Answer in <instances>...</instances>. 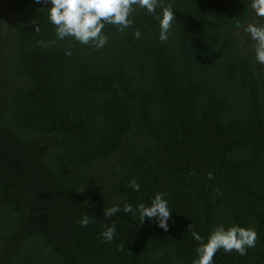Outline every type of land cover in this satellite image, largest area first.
<instances>
[{
    "label": "trees",
    "instance_id": "1",
    "mask_svg": "<svg viewBox=\"0 0 264 264\" xmlns=\"http://www.w3.org/2000/svg\"><path fill=\"white\" fill-rule=\"evenodd\" d=\"M158 2L166 41L161 8L134 7L96 48L58 39L47 0H0V264H192L193 232L218 225L256 242L213 264H264V65L243 30L264 17L251 0ZM156 192L167 231L123 211Z\"/></svg>",
    "mask_w": 264,
    "mask_h": 264
},
{
    "label": "clouds",
    "instance_id": "2",
    "mask_svg": "<svg viewBox=\"0 0 264 264\" xmlns=\"http://www.w3.org/2000/svg\"><path fill=\"white\" fill-rule=\"evenodd\" d=\"M39 2V0H37ZM49 7L47 15L49 21L55 26V35L58 39L71 37L81 44L90 42L96 48H101L107 42V36L102 33L105 23L118 25L123 28L130 26L129 15L134 7L146 9L155 13L156 8L161 11L156 13L155 19L159 23V37L161 42L168 39L169 30L174 19L171 7L159 4L158 0H47ZM251 8L255 17H264V0H251ZM34 30L39 31L38 24L33 21ZM250 39L255 42V59L264 65V24L248 23L244 26ZM139 38V30L134 33ZM71 55L70 50H66ZM129 187L134 191L140 190L137 180L129 181ZM119 205H113L103 211L106 217H111L120 211ZM123 211L137 217L142 224L145 219L155 218L157 227L167 231L170 209L165 194L156 192L148 205L138 203L133 207L130 203L123 205ZM94 222L88 216H82L77 223L85 227ZM115 234V223L106 226L101 236L105 242L111 241ZM193 237L199 243L195 249L196 256L192 264H213V256L219 249L225 252L235 250L240 255L246 254V249L255 246L256 232L250 227L240 225L215 226L207 238L193 232Z\"/></svg>",
    "mask_w": 264,
    "mask_h": 264
}]
</instances>
